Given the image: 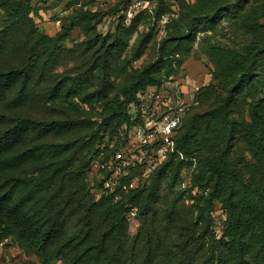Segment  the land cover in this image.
I'll return each instance as SVG.
<instances>
[{"label": "trees", "instance_id": "obj_1", "mask_svg": "<svg viewBox=\"0 0 264 264\" xmlns=\"http://www.w3.org/2000/svg\"><path fill=\"white\" fill-rule=\"evenodd\" d=\"M146 1L106 33L96 23L122 4L76 8L50 36L31 0H0V240L14 236L30 264H264V0H180L177 15ZM77 27L76 64L59 68ZM194 44L210 78L175 135L184 158L169 154L116 201L95 199L88 174L122 132L128 142L137 93L188 77ZM184 175L208 193L181 189Z\"/></svg>", "mask_w": 264, "mask_h": 264}, {"label": "built area", "instance_id": "obj_2", "mask_svg": "<svg viewBox=\"0 0 264 264\" xmlns=\"http://www.w3.org/2000/svg\"><path fill=\"white\" fill-rule=\"evenodd\" d=\"M199 89L200 84L188 77L169 75L160 86L137 93L132 110L140 121L130 130L127 150L114 149L107 159L93 162L95 175H101L93 191L95 199L109 195L116 201L137 187L169 154L177 153L184 158L176 148L175 135L184 116L199 105ZM190 185L189 176L184 175L179 184L181 189H188L192 196L208 193V188ZM126 217L129 225L137 226L135 208L130 207ZM223 218L220 213L218 225Z\"/></svg>", "mask_w": 264, "mask_h": 264}, {"label": "rangeland", "instance_id": "obj_3", "mask_svg": "<svg viewBox=\"0 0 264 264\" xmlns=\"http://www.w3.org/2000/svg\"><path fill=\"white\" fill-rule=\"evenodd\" d=\"M120 1L122 3H120ZM147 2L148 1L146 0H31L33 11L30 13V15L32 16L35 27L39 32H43L52 36L60 29L61 22L66 20L67 15L72 13L76 8H82L91 11H106L117 3L122 4L121 6L123 9L119 14L114 15L109 13L103 16L96 23L97 31L106 33L115 29L116 25L119 23V21H121V16L123 14L126 15L128 19L139 8H153L155 6V2ZM164 3L171 11L168 15H177L180 9L178 5L180 0H164ZM166 18L167 16H164L158 23L157 39L165 34L164 24ZM127 19H125L126 22ZM4 22L5 18L0 12V27ZM83 38L84 35L80 28L77 27L72 31L69 38H67L64 43L63 49L65 51L62 52V56L60 57L59 68L71 70L75 66L77 59L71 51V48L76 44V42H79ZM193 48L195 53L185 60L184 64H186V67L183 65V70L180 72V74H187L188 78L197 82H201L208 71L205 66L206 59L204 55H202L200 49H197L196 44L193 45ZM152 52V48L148 49L146 53L135 62V65L147 61L150 58ZM201 109H203L202 106L194 112H197ZM129 133L130 134H127L131 137L132 132L129 131ZM124 136V132H122L121 138L119 139L120 144L118 149L127 150L128 143L124 140ZM114 144L115 141L110 143L109 146L113 147ZM241 147L243 148L244 146L241 145ZM100 179L101 175L88 174V180L93 190L99 185ZM143 181L144 180L141 182ZM162 193H166L165 188L162 189ZM135 229L136 227L134 225H129V232L134 233ZM32 261L37 262V258L24 250L18 244L14 236H7L0 240V264H30Z\"/></svg>", "mask_w": 264, "mask_h": 264}, {"label": "crops", "instance_id": "obj_4", "mask_svg": "<svg viewBox=\"0 0 264 264\" xmlns=\"http://www.w3.org/2000/svg\"><path fill=\"white\" fill-rule=\"evenodd\" d=\"M184 67H186V64H184ZM210 78L209 74H206L203 78L204 81H207Z\"/></svg>", "mask_w": 264, "mask_h": 264}]
</instances>
